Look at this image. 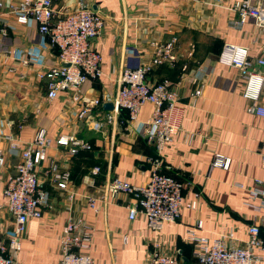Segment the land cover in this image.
<instances>
[{
	"label": "crops",
	"instance_id": "1",
	"mask_svg": "<svg viewBox=\"0 0 264 264\" xmlns=\"http://www.w3.org/2000/svg\"><path fill=\"white\" fill-rule=\"evenodd\" d=\"M20 1L0 0V30L5 31L0 33V138L12 134L27 142L38 128L45 129L50 140L47 155L57 161L61 172H68L69 182L67 190H59L41 177L48 193L47 206L41 218L27 222L15 264H56L61 257L59 237L69 218L82 219L92 231L88 254L93 264H147L155 246L177 258L179 264H197L187 239L190 229L206 240V246L220 238L227 248H237L244 245L248 227L256 224L264 244V210L253 208L261 198L252 200L249 193L256 181L264 185V119L248 113L251 102L242 95L245 79L237 69L217 62L225 44L248 47L251 59H264V29H258L253 19L239 28L233 25L239 0H83L104 21L100 35L92 41L102 58V76L81 87L82 101L102 102L101 109L94 111L98 119L104 120L109 112L103 105L113 100L121 71L149 64L154 53L151 44L177 39L175 60L153 68L147 77L151 84L168 80L176 86L181 110L180 129L161 155V173L183 185L181 214L160 232L150 231L143 217L128 220L129 196L101 198L103 184L109 180L135 185L148 182L152 173L148 160L155 153L145 130L152 105H144L133 122L128 121L126 111H120L114 123L104 122L102 131L96 132L77 119L78 106L71 95L48 100L35 72L58 65L56 52L50 50L34 22L26 26L15 23L9 11ZM79 1L55 0V8L69 13L77 9ZM25 51L34 56L33 65L27 68L19 64ZM257 70L264 73V68ZM10 80L29 95H34L29 92L32 87L41 89L43 98L33 109L35 118L9 120L2 92L8 91ZM197 90L201 94L194 96ZM259 102L264 105V85ZM62 135H75L92 148L70 157L56 146ZM0 148L6 155V165L0 169V235L6 239L13 219L2 194L20 151L9 150L2 139ZM214 155L229 159L228 169H210ZM94 168L99 172L91 177ZM68 192L73 199L68 200ZM195 195H199L197 207L191 210L186 204ZM90 198L96 200L93 206L88 204ZM198 221L203 223L201 229L196 228ZM260 257L259 264H264V249Z\"/></svg>",
	"mask_w": 264,
	"mask_h": 264
},
{
	"label": "built area",
	"instance_id": "2",
	"mask_svg": "<svg viewBox=\"0 0 264 264\" xmlns=\"http://www.w3.org/2000/svg\"><path fill=\"white\" fill-rule=\"evenodd\" d=\"M2 8L3 4L0 2V10ZM234 9L237 19L233 25L236 28L241 27L248 19H253L258 29H264V0H239ZM9 13L14 16L17 25L26 26L30 21L34 22L37 32L47 38L50 50L56 52L58 65L42 67L35 72V79L46 88V98L51 101L58 95H71L72 101L78 106L77 119L92 131H102L104 122L114 123L120 111H126L128 121L133 122L144 105H152L153 114L145 130V137L155 153L148 160L152 165L148 182L135 185L116 178L109 180L103 184L101 198H113L119 194L129 196L132 202L126 206L128 220L143 217L152 232H160L164 224L175 223L181 214L183 185L174 177L161 173V155L180 129L181 110L177 106L179 97L176 86L170 81L151 84L147 77L153 68L175 60L173 49L177 39L172 37L164 44H151L154 53L149 64L121 71L111 101L113 109L102 120L94 112L101 109L102 102L95 99L87 103L81 97V87L87 81H94L102 76V58L92 45L104 25L102 17L92 11L83 0L79 1L77 9L63 14L55 8V0H22L11 7ZM0 33L5 34V31L1 29ZM33 60V54L25 51L19 64L27 68L33 65ZM217 62L237 69L245 79L242 95L251 102L247 108L248 113L264 119V105L259 102L264 73L257 70L259 67L264 68V59H251L248 47L225 44ZM200 94L201 91L197 90L193 95ZM15 137L9 134L0 138L7 142L9 150L20 151L13 172L5 180L2 194L13 225L8 238L4 239L0 235V264H15L14 256L20 250V238L27 222L42 217L48 193L41 177L45 176L59 190H67L69 182L68 172H61L57 161L47 155L50 140L45 129L38 128L27 142ZM56 146L65 149L70 157L92 148L75 135L59 136ZM261 158L264 162V151ZM229 164V159L214 155L210 169L226 170ZM5 165L6 155L0 148V169ZM98 172L99 169L94 168L91 177ZM93 182L89 180L90 185ZM255 186L249 192L250 199L261 198L259 204L253 206L256 211H261L264 210V185L261 181H256ZM198 196L195 195L186 207L195 210ZM67 198L73 199V193L68 192ZM95 201L90 198L88 204L93 206ZM202 226V221L196 223L197 229ZM259 234V226L250 225L244 245L237 248H227L220 238L206 246V240L196 236L194 229L188 230L187 239L193 245L192 256L197 264H259L260 252L264 249ZM91 243L92 231L83 220L69 218L59 237L61 257L56 264H93L88 254ZM147 264H179V260L159 252L155 246L148 256Z\"/></svg>",
	"mask_w": 264,
	"mask_h": 264
},
{
	"label": "rangeland",
	"instance_id": "3",
	"mask_svg": "<svg viewBox=\"0 0 264 264\" xmlns=\"http://www.w3.org/2000/svg\"><path fill=\"white\" fill-rule=\"evenodd\" d=\"M10 80V87L8 91H3L2 95L6 96L7 103L4 108L6 109V113L8 115L9 120L11 121H20V122H27V120H31L35 118V113L33 109H36L35 105L37 100L43 98V93L40 88L32 87L29 92L31 91L34 95L26 94L25 88H18L14 82ZM41 91V92H40Z\"/></svg>",
	"mask_w": 264,
	"mask_h": 264
},
{
	"label": "water",
	"instance_id": "4",
	"mask_svg": "<svg viewBox=\"0 0 264 264\" xmlns=\"http://www.w3.org/2000/svg\"><path fill=\"white\" fill-rule=\"evenodd\" d=\"M103 109L111 111L113 109V106H112L111 103H106V104L103 105Z\"/></svg>",
	"mask_w": 264,
	"mask_h": 264
}]
</instances>
